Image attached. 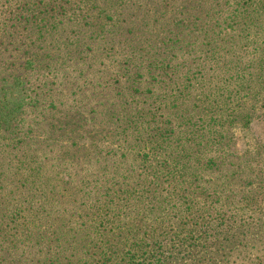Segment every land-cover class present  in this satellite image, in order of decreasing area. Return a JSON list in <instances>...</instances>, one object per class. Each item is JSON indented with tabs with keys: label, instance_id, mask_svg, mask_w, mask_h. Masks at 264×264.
Segmentation results:
<instances>
[{
	"label": "trees",
	"instance_id": "1",
	"mask_svg": "<svg viewBox=\"0 0 264 264\" xmlns=\"http://www.w3.org/2000/svg\"><path fill=\"white\" fill-rule=\"evenodd\" d=\"M261 190L264 0H0V264L241 254Z\"/></svg>",
	"mask_w": 264,
	"mask_h": 264
},
{
	"label": "rangeland",
	"instance_id": "2",
	"mask_svg": "<svg viewBox=\"0 0 264 264\" xmlns=\"http://www.w3.org/2000/svg\"><path fill=\"white\" fill-rule=\"evenodd\" d=\"M255 145V138L246 129L239 128L234 132L231 147L236 155L252 153ZM49 148L52 147L48 146L47 149ZM260 192L264 196V190ZM261 208V213L257 216L247 212L243 217V222L250 230H245L240 238L244 244V248L238 247L242 249L241 254H238L236 250L233 254H230L228 253L229 249H227L226 252H219L214 257L209 254L214 253L211 249L208 251L203 249L184 251L180 249L177 254L170 257L166 264H264V203ZM227 225H230V223L222 225L221 228L224 229ZM209 259H212V261L209 262ZM203 260L205 262L201 263Z\"/></svg>",
	"mask_w": 264,
	"mask_h": 264
}]
</instances>
